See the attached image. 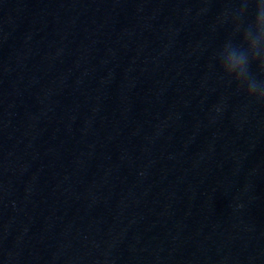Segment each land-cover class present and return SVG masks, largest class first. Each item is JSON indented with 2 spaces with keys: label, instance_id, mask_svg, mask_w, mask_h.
<instances>
[{
  "label": "clouds",
  "instance_id": "clouds-1",
  "mask_svg": "<svg viewBox=\"0 0 264 264\" xmlns=\"http://www.w3.org/2000/svg\"><path fill=\"white\" fill-rule=\"evenodd\" d=\"M249 0H243L241 9L248 8ZM239 10L238 17L243 19L244 13ZM240 23L236 34L241 39L235 43L230 37L222 45V50L218 56L223 73L230 79L238 83V88L245 90L250 99L264 103V26L258 27L256 33L252 30V21ZM259 19L264 21V12L259 13ZM226 53V54H225ZM256 64L259 73L252 71V65Z\"/></svg>",
  "mask_w": 264,
  "mask_h": 264
}]
</instances>
